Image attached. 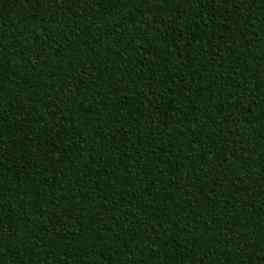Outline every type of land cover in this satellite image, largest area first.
<instances>
[{
    "label": "trees",
    "instance_id": "trees-1",
    "mask_svg": "<svg viewBox=\"0 0 264 264\" xmlns=\"http://www.w3.org/2000/svg\"><path fill=\"white\" fill-rule=\"evenodd\" d=\"M0 264H264V0H0Z\"/></svg>",
    "mask_w": 264,
    "mask_h": 264
}]
</instances>
